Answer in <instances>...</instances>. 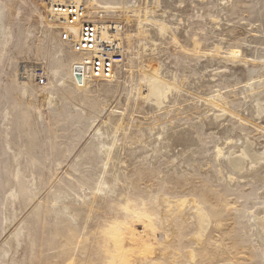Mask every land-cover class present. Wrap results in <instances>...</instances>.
Returning <instances> with one entry per match:
<instances>
[{
	"label": "rangeland",
	"instance_id": "obj_1",
	"mask_svg": "<svg viewBox=\"0 0 264 264\" xmlns=\"http://www.w3.org/2000/svg\"><path fill=\"white\" fill-rule=\"evenodd\" d=\"M85 1L127 36L79 91L50 0H0V264H264V167L227 158L264 154V0Z\"/></svg>",
	"mask_w": 264,
	"mask_h": 264
},
{
	"label": "built area",
	"instance_id": "obj_2",
	"mask_svg": "<svg viewBox=\"0 0 264 264\" xmlns=\"http://www.w3.org/2000/svg\"><path fill=\"white\" fill-rule=\"evenodd\" d=\"M55 18L63 28L59 39L69 46L72 52L81 57V68H76V76L82 81L85 73L94 80H112L124 59L123 46L119 40L102 39V29L88 17L85 2L73 0H50ZM81 24L79 33H70L71 28ZM110 35H115L112 24Z\"/></svg>",
	"mask_w": 264,
	"mask_h": 264
},
{
	"label": "bare ground",
	"instance_id": "obj_3",
	"mask_svg": "<svg viewBox=\"0 0 264 264\" xmlns=\"http://www.w3.org/2000/svg\"><path fill=\"white\" fill-rule=\"evenodd\" d=\"M73 1H77V2H85V0H73ZM48 8H49V17L51 19L52 22H54L56 25H58V29H57V34H58V38H59V34L61 29L63 28V25H61V23H59L57 21V19L55 18L56 16L54 15L52 9H51V5L48 3L47 4ZM86 6L88 7V5L86 4ZM88 17L90 20H92L94 23H96L101 29H102V39L103 40H109L110 38H113L114 40H119L120 43L122 44V39L126 38L127 33L123 31V27L121 23H117V22H112V26H116L114 27L115 29V35L112 36L109 33L110 27L108 26V22L101 20V16L100 18L97 17L94 13H92L88 7ZM110 23V22H109ZM81 28V24H77L76 26H74L73 28H71L70 33H75L76 35L79 33ZM144 33V32H143ZM145 34V33H144ZM146 35V34H145ZM130 36V35H129ZM60 41V39H59ZM61 43L65 44L64 42L60 41ZM67 45V44H65ZM71 49V48H70ZM72 52V50H71ZM73 53V52H72ZM74 54V53H73ZM76 55V54H74ZM78 57L77 62L72 66L71 69V80L73 81L75 88L79 91H86L91 85V83L93 82H105V81H110V80H94L92 79L88 74L85 73V77L83 78V80L81 81L77 76H76V68H81V57H79L78 55H76ZM146 76V83H147V87H146V92L147 95L145 96L146 99H148L149 97H153L154 99L157 100V102L160 103V101L165 97V91H166V85L165 83H163L161 81V79L159 78V74L158 71L155 69H151L149 70V72L147 74H145ZM170 84V83H169ZM142 85V84H141ZM169 88V87H167ZM169 90H167L168 92ZM171 92V89H170ZM49 96H46L45 98V102H48ZM262 100L259 99V101H257V103L259 105H263L261 102ZM163 103V102H162ZM157 104V103H156ZM261 112V111H260ZM107 124V123H106ZM104 123V126L106 125ZM244 146L241 148V150L239 152H232L230 155H228V160L230 163V166L234 169V171H238L241 173H244L245 170L247 169L248 163L252 162L254 163L252 167H256L257 168H262L264 167V154H260L258 153L255 149H254V144L250 141H247L246 143L243 144ZM244 147H246L244 149ZM108 149V148H107ZM113 147L108 150H106V157L108 160V163L112 160H114L113 155L111 154ZM222 150V149H221ZM220 150V153L221 152ZM228 162V161H227ZM127 201V200H126ZM185 203V202H184ZM183 203V204H184ZM187 203V202H186ZM195 204V202H193ZM182 204V203H181ZM182 204V205H183ZM198 205V204H197ZM194 206V205H193ZM177 207V206H175ZM181 207V206H180ZM185 207V206H184ZM196 207V204H195ZM169 208V206H168ZM178 208V207H177ZM200 208V207H199ZM172 209V207L169 209ZM180 209V208H178ZM182 209V208H181ZM179 211H182V210ZM159 210V209H158ZM197 210V208H196ZM167 211V210H165ZM179 211L177 212L179 214ZM204 211V210H203ZM176 213V212H175ZM174 213V214H175ZM176 213V214H177ZM181 213V212H180ZM167 214V213H166ZM171 214V213H170ZM195 214L196 219L198 221V225L197 227H199L200 229L206 230V228L208 227V218L205 216V214L201 211L198 210ZM164 215V214H163ZM165 216V215H164ZM170 216V215H169ZM161 219V218H160ZM173 219V218H172ZM161 222V220L159 221ZM256 223L258 224L259 228L261 229V233L264 236V216H258L256 217ZM174 226V225H173ZM209 229V228H208ZM198 230V229H197ZM201 232V231H200ZM198 233V231H197ZM202 233V232H201ZM201 236V235H200ZM200 238V237H199ZM201 239V238H200ZM168 241V240H167ZM193 254V253H191ZM194 255V254H193ZM192 257V256H191ZM149 260V259H148ZM175 261V260H174ZM172 263V262H171Z\"/></svg>",
	"mask_w": 264,
	"mask_h": 264
}]
</instances>
